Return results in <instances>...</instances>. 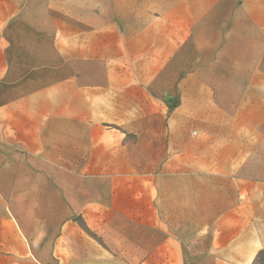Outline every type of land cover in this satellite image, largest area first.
<instances>
[{
  "label": "crops",
  "instance_id": "1",
  "mask_svg": "<svg viewBox=\"0 0 264 264\" xmlns=\"http://www.w3.org/2000/svg\"><path fill=\"white\" fill-rule=\"evenodd\" d=\"M102 3L123 5L129 29L119 28L116 14L91 10V20L113 28L93 26L86 36L94 39L84 43V14L63 15V9ZM167 10L177 18L164 35L157 24ZM63 21L81 25L75 30ZM219 22L240 24L227 30ZM163 53H189L192 64L199 62L172 108L163 94H151L153 81L144 72L131 73L147 70L148 61L162 69ZM69 61L90 70L85 80L63 75ZM225 69L255 73L249 80L196 77ZM215 85L235 87L236 101L264 94V0H0V264H63L67 216L103 204L113 214L117 198L131 192L141 206L154 202L157 214L177 212L184 181L193 206L197 182L205 197L224 180H250L259 185L251 191L259 198L264 142L240 153L243 130L235 113L213 103L227 99ZM67 146L85 151L78 176L63 161ZM252 212L264 207L259 202Z\"/></svg>",
  "mask_w": 264,
  "mask_h": 264
},
{
  "label": "rangeland",
  "instance_id": "2",
  "mask_svg": "<svg viewBox=\"0 0 264 264\" xmlns=\"http://www.w3.org/2000/svg\"><path fill=\"white\" fill-rule=\"evenodd\" d=\"M91 10L102 17L116 14V24L119 28L129 29L123 20L126 14L123 5L102 3L94 9L87 6H73L64 8L63 15L84 14L83 29L88 31L85 36L95 32L92 28L97 24H105V26L95 27V29L113 28V23L91 20V16L87 15V12L91 13ZM175 14L167 10L160 17L163 21L157 24V28L163 29L164 35L171 31V22L177 18L173 16ZM87 17L89 19L86 21ZM147 19L152 20L148 16L146 21ZM218 24L222 29L231 30L240 23L219 22ZM63 25L76 30L75 26L81 23L63 21ZM151 26H155V21L149 23L148 28L151 29ZM93 39L86 36L82 41L85 43ZM162 56V69H154V65L159 61L155 63L148 61L147 70L132 68L131 73L134 75L135 72H144L149 82L153 81L151 85H148V89L153 92L151 94L154 97L163 94L167 99V106L172 108L178 105L179 99L183 96L185 90L182 85L183 80L194 76L195 71L190 67L199 62L196 59V64H192L193 59L188 60V56H192L189 53L185 55L180 53L179 56L163 53ZM202 57L203 55H200L201 59ZM71 64L72 62L69 61L68 69H65L63 63V75L66 70L68 75L73 72L81 80H85L87 76L85 71L90 72V70L84 71L81 66L74 68V64L72 68ZM197 72L196 77L201 78H233L240 75L245 80H249L255 73L254 70L236 71L234 69ZM258 80L261 81V79ZM213 88L217 94L227 96V99H219L218 102L213 103L224 114L235 113L238 132L243 130V136L239 139L240 144L243 145L240 153L246 152V147L264 142V100H262L264 94L258 97L253 95L249 101H236L235 87L215 85ZM248 90L250 87L247 88ZM211 112L215 114V110L212 109ZM196 120L200 123L204 119ZM219 120L224 121V118ZM236 140H238L237 137ZM259 154L264 155V149ZM86 158L85 151L79 150L75 153L70 151L68 146L63 149V161L72 163V166L68 168L74 175L78 176L79 172L85 168ZM196 184L197 193L200 195L196 197V203L193 206L191 199L184 195L188 190V181L180 182L178 189L181 193L179 203L176 202V213L157 214L154 202L149 204L148 199L141 206L138 196L135 198V192H131V195L126 198L119 197L122 194H118L119 198H117L113 214L112 208L109 209L103 204L102 207L95 205L80 214L67 216L69 219L63 222V226L66 224L63 231V264H253L259 250L264 249V213L253 216L252 212L257 211L259 202L261 209L264 207V184L261 183L259 198L253 197L251 193L252 190H257L256 187L259 185L246 179L245 182L224 180L221 184H215L214 189L206 190L205 197H203L205 189L203 183ZM84 199L85 197L80 198L82 202ZM166 204L168 203L166 202L165 206ZM255 205L256 208H253ZM163 209L172 208L163 207ZM258 241L260 245L253 250Z\"/></svg>",
  "mask_w": 264,
  "mask_h": 264
},
{
  "label": "trees",
  "instance_id": "3",
  "mask_svg": "<svg viewBox=\"0 0 264 264\" xmlns=\"http://www.w3.org/2000/svg\"><path fill=\"white\" fill-rule=\"evenodd\" d=\"M253 264H264V249L260 250L257 253V255L253 261Z\"/></svg>",
  "mask_w": 264,
  "mask_h": 264
}]
</instances>
